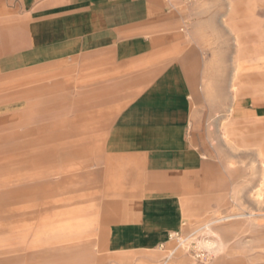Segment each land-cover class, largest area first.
Wrapping results in <instances>:
<instances>
[{
  "label": "rangeland",
  "instance_id": "obj_1",
  "mask_svg": "<svg viewBox=\"0 0 264 264\" xmlns=\"http://www.w3.org/2000/svg\"><path fill=\"white\" fill-rule=\"evenodd\" d=\"M175 2L182 40L159 53L170 62L134 70L171 64L174 76L154 71L123 87L107 80L113 94L135 103L144 95L168 110L144 118L133 104L112 113L120 125L79 126L74 136L62 135L69 127L60 100L106 93V64L90 62L92 48L58 57L33 38L37 31L0 26V259L16 257L1 264H104L105 199L136 193L146 161L138 156L165 150L190 153L199 189L167 196L184 226L158 262L163 254L169 264H264V0ZM40 124L49 125L41 145ZM27 128L31 135H16ZM41 197L56 202V221L27 235L11 230Z\"/></svg>",
  "mask_w": 264,
  "mask_h": 264
},
{
  "label": "crops",
  "instance_id": "obj_2",
  "mask_svg": "<svg viewBox=\"0 0 264 264\" xmlns=\"http://www.w3.org/2000/svg\"><path fill=\"white\" fill-rule=\"evenodd\" d=\"M0 26H24L23 30L29 37L31 32L37 31L33 38L45 49L54 47L58 57L78 54L80 47L92 48L93 53L89 56L93 59L90 62L106 64V93L100 91L101 87L92 88L91 91H77L73 96L65 95L60 100L61 105L58 101L59 107L65 108L66 112L61 125L69 127L62 135H77L79 126L87 130L101 124L106 128L116 122L120 125L123 120L112 116V113L133 104L141 103L138 109L144 111L140 116L144 118H152L158 115L157 112L168 110L159 102L149 103L144 95L135 103L128 93L113 94L107 80L118 79L117 86L123 87L151 78L147 74L154 71L153 74L166 79L174 76L171 64L141 74L134 70L138 63L170 62L168 55L159 53L167 52L182 40L181 16L175 0H0ZM53 60L57 62L58 58ZM25 61L30 65L31 61ZM131 63L136 64L135 68ZM83 77L89 78L91 74ZM119 99L124 100L111 104L112 100ZM241 111H236V114ZM36 127L41 145L49 125ZM182 130L183 125H180L176 139L183 138ZM16 135H31V128ZM170 152L154 151L138 156L146 161L141 182L132 189L136 193L105 199L101 244L108 261L104 264H156L157 257L164 251L163 246L171 242V234L182 231L184 222L180 221L179 211L167 196L186 198L198 190L196 174L200 165L191 168L187 150L183 154ZM46 200L41 197L36 199L37 205H26L11 230H25L27 235L33 227L39 232L47 224H53L58 213L53 209L56 202ZM163 259L162 254L158 263L162 264ZM7 261H16V257L2 258L0 264Z\"/></svg>",
  "mask_w": 264,
  "mask_h": 264
},
{
  "label": "built area",
  "instance_id": "obj_3",
  "mask_svg": "<svg viewBox=\"0 0 264 264\" xmlns=\"http://www.w3.org/2000/svg\"><path fill=\"white\" fill-rule=\"evenodd\" d=\"M179 232H174L173 234H171V240L176 236L178 235ZM163 248L165 249L166 246H163ZM169 261H170V256H167L165 259H163V263L162 264H169Z\"/></svg>",
  "mask_w": 264,
  "mask_h": 264
}]
</instances>
